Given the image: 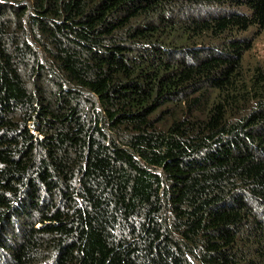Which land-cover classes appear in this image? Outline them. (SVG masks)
<instances>
[{"label":"trees","instance_id":"trees-1","mask_svg":"<svg viewBox=\"0 0 264 264\" xmlns=\"http://www.w3.org/2000/svg\"><path fill=\"white\" fill-rule=\"evenodd\" d=\"M251 28L264 0H0V264H264Z\"/></svg>","mask_w":264,"mask_h":264},{"label":"rangeland","instance_id":"rangeland-1","mask_svg":"<svg viewBox=\"0 0 264 264\" xmlns=\"http://www.w3.org/2000/svg\"><path fill=\"white\" fill-rule=\"evenodd\" d=\"M198 12L204 11V9H198ZM241 39H247L252 44L251 49L246 51L243 60V69L246 73L252 71V67L263 60L264 54V32L251 28L246 32L238 35Z\"/></svg>","mask_w":264,"mask_h":264}]
</instances>
